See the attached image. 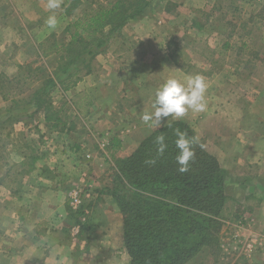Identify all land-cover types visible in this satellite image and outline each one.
<instances>
[{"label": "crops", "instance_id": "crops-1", "mask_svg": "<svg viewBox=\"0 0 264 264\" xmlns=\"http://www.w3.org/2000/svg\"><path fill=\"white\" fill-rule=\"evenodd\" d=\"M7 1L14 10L9 14L23 20L33 18L36 20L35 26L46 31L42 32V36H32L24 32L23 37L27 36L24 41H28L26 43H32L36 50H40V45L47 38L55 36L53 32H56L63 35L64 41L55 42L48 49L60 50L68 44L70 35L65 31L66 26L59 30H49L46 24H42L41 16L45 19L51 14L47 5H42L47 0ZM70 1L62 0L61 7L56 12L57 19L68 15L65 10ZM148 8L149 6L142 15L113 32L101 47L95 48L92 55H88L89 58L95 57L90 68L85 69L82 58L69 65L63 75L64 79L73 81L67 87H63L54 78L56 85L53 88L65 98L63 103L67 101L71 107L69 111H64V117L60 115L63 106L57 110L64 121L62 129L61 125L54 126L52 121L46 122L43 112L41 124L37 127H45L52 133V138L47 154L36 156L31 179L24 180L23 187L14 190L5 188L3 180L7 177V162L0 157V264H130L129 255L123 245V223L118 220L121 214L108 192L110 184L107 177L113 168L115 170L117 156L122 158L131 154L156 129L154 124L149 126L141 119L145 112H152L155 97L151 93V84L157 79L165 78L166 74L162 69L166 64H177L166 59L162 61L157 55H152L161 52L164 47L157 41L163 35L157 26L147 27L146 35L155 34L151 39L153 41L148 43L131 45L111 42V36L130 34V31L131 36L142 34L137 26L144 18L152 16ZM42 9H45L43 15ZM1 15L3 16L0 19L9 17L8 14ZM9 45L12 49H17L18 44ZM100 52L103 56L98 58ZM79 67L81 70L76 71ZM72 71L74 72L71 73ZM177 74L181 78L185 75L184 72ZM74 75L75 78L72 77ZM142 96L144 99H141ZM262 96L255 99L245 110L241 109L243 120H252L253 117L256 120L253 129L247 128L248 132H254L251 142L240 141L243 138L238 132L245 133L244 127L235 125L231 135L235 142L232 151L221 157L219 150H207L216 156L225 170L226 195L249 193L257 197V204L254 206L255 218L264 212V94ZM205 98L210 108L195 115L213 114L218 109V95L215 91H208ZM119 101H129L126 114L116 109ZM131 101L135 114H138L135 119H131ZM31 105L34 110L38 109L34 101ZM229 105L225 101L223 110ZM50 110H55V107L50 105ZM72 116H77L81 124L72 126ZM174 120L184 121L181 118L170 121ZM19 163L24 166V162ZM44 165L48 166V170H45ZM241 169L245 172L239 174L238 170ZM46 171L47 175L44 174ZM77 184L81 188L90 186V189L83 192L81 190L84 202L92 205L90 212L95 211L94 216L110 213L115 217V222L104 218H88L85 221L87 234L77 235L81 228L78 223L74 224L66 202L67 187ZM15 194L19 195V204L10 201L11 195ZM7 200L11 203L7 204ZM83 203L77 209L72 208L74 212L80 211ZM254 220L255 224L250 231L264 249V220ZM247 233L252 236L248 231Z\"/></svg>", "mask_w": 264, "mask_h": 264}, {"label": "rangeland", "instance_id": "rangeland-1", "mask_svg": "<svg viewBox=\"0 0 264 264\" xmlns=\"http://www.w3.org/2000/svg\"><path fill=\"white\" fill-rule=\"evenodd\" d=\"M81 2L63 19H58L57 27L51 30H59L67 26L83 11L98 5L100 0ZM148 2V11L152 16L144 18L137 26L142 30V34L131 36L130 31V34L118 37L112 35L111 42L148 43L153 41L151 39L155 34L146 35L147 27L157 26L163 34L157 41L164 47L161 52L152 55H157L162 61L165 59L174 61L177 65L166 64L163 67L165 78L157 79L151 84L153 98L156 90L168 78H176L186 83L189 76L201 75L208 84L206 93L208 91L217 93L218 109L209 115H206L208 113L195 115V112L189 110L181 119L194 128L207 150L211 152L219 150L221 157L235 147L231 137L235 125L244 127L245 133L238 132L243 138L239 140L244 143L251 142L254 132H248L247 128L253 129L256 120L254 117L252 120H243L241 109L245 110L255 99H260L258 97L264 94V0L262 2L261 0H150ZM42 3L43 6L47 5L45 1ZM13 11L7 0H0V17L3 16L1 14L9 15L0 19V157L7 162V177L3 183L9 190L23 187L24 180L31 179L36 156L47 154L52 133L43 126L37 127L41 124L40 119L46 106L52 105L55 110L63 106V112L60 114L63 117L64 111L70 110L71 105L67 104V101L63 103L65 98L58 90L46 88L47 79L54 77L63 80L67 85L73 81V79H64V75L60 72L66 62L65 59H61L64 51L48 49L55 42H63V35L53 32L55 36L47 38L45 43L40 45V50H36L32 43L28 44L26 43L28 41H24L27 36L23 37V33L42 36V32H46L45 29L37 28L36 20L33 18L23 20L9 14ZM44 12L45 9H42L41 14L43 15ZM41 17L42 24H46L47 18ZM129 26L131 27V24ZM10 43L18 44L17 49H12ZM101 56L103 55L100 52L98 58ZM93 58L95 57L86 56L83 60L85 69L91 67ZM80 70V67L76 69V71ZM181 72L185 73L183 78L177 77L179 75L177 73ZM72 77L75 78L76 75ZM40 97L42 100L37 103V98ZM141 99L144 97L142 96ZM32 101L35 105H39H37L38 109L34 110L31 107ZM225 101L233 107L228 106L223 110ZM128 103L129 101H119L116 109L126 114ZM206 104L207 110L210 108L207 99ZM151 111L153 112L154 109L151 108ZM136 117L138 114H135L131 101V119ZM170 120H173L172 117L168 118L169 122ZM70 121L75 127L81 124L77 116H72ZM153 126L158 128L156 125ZM236 137L238 138L237 135ZM119 159L121 157L117 156L115 166ZM19 162H24V166H20ZM44 168L48 170L47 165H44ZM242 172H245L244 169L238 170L239 174ZM44 174L47 175L48 172ZM115 178L116 167L107 177V182L110 184L108 192L111 195L114 187L117 186ZM67 188V207L74 224L78 223L81 228L77 235L87 234L85 221L88 218H104L115 222V217L110 213L99 215L96 212L98 216H94L95 211L90 212L89 208L92 205L84 202V196L82 209L74 212L69 203L71 190L80 189L83 192L90 189V186L81 188L77 184ZM1 193L0 189V199ZM17 196L19 195H11L10 201L13 204L15 202L19 204ZM256 198L249 193L227 195L221 213L222 225L218 236V247L203 249L185 264H264V249L256 241L255 234L250 231L255 224L254 219L264 220V212L255 218ZM112 199L114 200L113 196ZM10 201L7 200V204H10ZM120 214L118 220L123 223V214L121 212ZM71 232L70 230V234Z\"/></svg>", "mask_w": 264, "mask_h": 264}, {"label": "trees", "instance_id": "trees-1", "mask_svg": "<svg viewBox=\"0 0 264 264\" xmlns=\"http://www.w3.org/2000/svg\"><path fill=\"white\" fill-rule=\"evenodd\" d=\"M81 3L72 0L65 12L69 14ZM148 6V0H100L75 17L65 27L70 40L60 49L64 51L61 59L66 60L61 74L77 60L92 55L113 32L142 15ZM57 81L68 86L63 80ZM55 85L54 77L47 79V89ZM41 100L37 98V103ZM44 117L54 126L61 125L60 129L64 126L58 111L50 110V105ZM177 129L189 137H198L185 121L167 122L115 166L117 186L112 196L123 214V245L130 264H185L203 249L218 247L221 213L227 200L225 170L198 137L195 159L189 171L180 173L175 160ZM161 134L167 144L163 155L157 153L156 144Z\"/></svg>", "mask_w": 264, "mask_h": 264}, {"label": "clouds", "instance_id": "clouds-1", "mask_svg": "<svg viewBox=\"0 0 264 264\" xmlns=\"http://www.w3.org/2000/svg\"><path fill=\"white\" fill-rule=\"evenodd\" d=\"M62 0H47V9L51 14L46 19L45 23L49 29H55L58 25V19L55 10L61 7ZM208 84L201 75L189 76L186 83L181 82L176 78H168L161 87L156 90L155 100L152 104L153 112H145L141 119L142 121L152 126H165L168 118L172 119L183 118L189 110L195 113H201L206 110L205 94ZM170 126V125H167ZM177 139L175 141L178 149L175 157L176 163L179 165L178 171L185 173L189 171L190 162L195 159L194 145L199 143L198 137H189L187 133L176 130ZM157 153L163 155L167 144L165 136L159 135L156 137ZM203 147V145H200ZM154 163L155 161H151Z\"/></svg>", "mask_w": 264, "mask_h": 264}, {"label": "built area", "instance_id": "built-area-1", "mask_svg": "<svg viewBox=\"0 0 264 264\" xmlns=\"http://www.w3.org/2000/svg\"><path fill=\"white\" fill-rule=\"evenodd\" d=\"M82 202V193L80 189H73L69 194V203L73 209L79 208Z\"/></svg>", "mask_w": 264, "mask_h": 264}]
</instances>
